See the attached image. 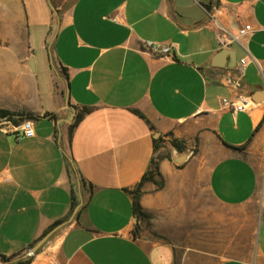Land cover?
<instances>
[{
    "label": "crops",
    "instance_id": "1",
    "mask_svg": "<svg viewBox=\"0 0 264 264\" xmlns=\"http://www.w3.org/2000/svg\"><path fill=\"white\" fill-rule=\"evenodd\" d=\"M256 91L264 0H0V264L51 230L27 264H252L233 252L253 218L264 264ZM238 95L258 100L221 102Z\"/></svg>",
    "mask_w": 264,
    "mask_h": 264
},
{
    "label": "built area",
    "instance_id": "2",
    "mask_svg": "<svg viewBox=\"0 0 264 264\" xmlns=\"http://www.w3.org/2000/svg\"><path fill=\"white\" fill-rule=\"evenodd\" d=\"M212 8L216 10V8L214 7ZM206 12L209 14L211 20L217 21L213 13H211L208 9H206ZM247 30H249V24H245L242 28V31H240V33L236 35L230 34L229 42L230 41L239 42V37L243 35ZM217 42L219 45L226 44V41L223 39L222 36L218 37ZM145 45L147 47V50L154 55L169 54L171 50L169 44H153L151 42H146ZM246 63L247 62L245 58H241L238 62V65L236 66V70L237 73L239 74V77L243 74ZM234 84H238V80H236ZM221 102L224 106L228 107L232 112H237V111H245L249 109L255 101L248 95H238L234 99L222 98ZM0 124L2 125V127L7 128L10 122L5 121V119L2 118L0 119ZM19 128L21 130L22 135L25 137H31L34 135L33 121L30 118H23L21 120Z\"/></svg>",
    "mask_w": 264,
    "mask_h": 264
},
{
    "label": "rangeland",
    "instance_id": "3",
    "mask_svg": "<svg viewBox=\"0 0 264 264\" xmlns=\"http://www.w3.org/2000/svg\"><path fill=\"white\" fill-rule=\"evenodd\" d=\"M262 127H263V132H264V120L262 122ZM260 158H261L262 168H264V135H263V144H262V148L260 152ZM137 192L138 194L141 193L140 187L138 188ZM260 197H261V194L258 195L259 199H257V201H255V204H254V206L258 208V216L260 214V211H259ZM256 223H257V219L253 218L251 222V226L249 228V232L240 235V237L238 238L239 242L235 244L234 246L235 248L233 252L234 255L241 257L242 259L252 264L257 258L256 240H255ZM147 226L148 224H147V220L145 216L141 217V219L137 221L135 224V227H134L135 234L138 236H140L142 233L144 234V232H146L148 229Z\"/></svg>",
    "mask_w": 264,
    "mask_h": 264
},
{
    "label": "trees",
    "instance_id": "4",
    "mask_svg": "<svg viewBox=\"0 0 264 264\" xmlns=\"http://www.w3.org/2000/svg\"><path fill=\"white\" fill-rule=\"evenodd\" d=\"M85 111V110H82L80 112H78L75 117H74V123L77 122L79 120V118L81 117L82 115V112ZM15 113L14 112H11L9 110H6V109H0V117H4V116H7V117H11L13 116ZM23 118V117H27L28 118V115H22V114H19V118ZM73 123V124H74ZM72 124V125H73ZM71 125V126H72ZM171 145L177 149L178 151L182 150V148L184 147L179 141L175 140V139H172L171 140ZM238 149H241L242 147H236ZM156 167V165H155ZM156 172V169L154 171L152 170H149L147 171L146 173H144V175L142 176V179L141 181L143 180H153V173ZM81 181V179H80ZM158 185H160V183H158ZM137 197V195H136ZM4 261L8 260V258H5V257H2ZM30 259V256L26 257V258H18L17 260H15L12 264H27V262L29 261Z\"/></svg>",
    "mask_w": 264,
    "mask_h": 264
},
{
    "label": "water",
    "instance_id": "5",
    "mask_svg": "<svg viewBox=\"0 0 264 264\" xmlns=\"http://www.w3.org/2000/svg\"><path fill=\"white\" fill-rule=\"evenodd\" d=\"M224 53V50H221L219 51V54L218 56L222 55ZM256 94H259L261 96L262 99H264V91H256L255 92ZM251 98L253 100H258L256 99V96H251ZM71 107V106H70ZM71 109L73 110L72 111V116L74 115L75 111H74V108L71 107ZM78 184H79V181H78ZM80 195V194H79ZM81 204V196H80V203H78L74 209H73V212H72V215L71 217L75 214V212L78 210V207L80 206ZM52 230L49 231L48 233H46L43 237H41L34 245L30 246L27 248V250L25 251L23 257H28V256H31L35 253V251L42 245V243L47 239V237L51 234Z\"/></svg>",
    "mask_w": 264,
    "mask_h": 264
}]
</instances>
